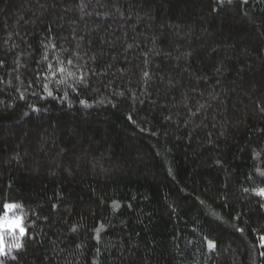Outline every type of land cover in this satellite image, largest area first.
Listing matches in <instances>:
<instances>
[{"label":"trees","instance_id":"trees-1","mask_svg":"<svg viewBox=\"0 0 264 264\" xmlns=\"http://www.w3.org/2000/svg\"><path fill=\"white\" fill-rule=\"evenodd\" d=\"M262 109L264 0H0V264H264Z\"/></svg>","mask_w":264,"mask_h":264},{"label":"snow or ice","instance_id":"snow-or-ice-1","mask_svg":"<svg viewBox=\"0 0 264 264\" xmlns=\"http://www.w3.org/2000/svg\"><path fill=\"white\" fill-rule=\"evenodd\" d=\"M221 2H223V0H221ZM69 63H71V61H69ZM60 71L64 72V68H60ZM52 75L54 76L55 73L53 72ZM59 85L60 84L57 82V86H59ZM45 89L47 90V85H45ZM47 95L49 97H51L53 95L52 91L51 90H47ZM121 95H122V93H121ZM21 98H23V94H21ZM64 99L65 100L67 99V92L64 93ZM81 103L86 105L87 101H81ZM34 110H38V109H34ZM262 111H264V109H262ZM129 119H131V116H129ZM245 191H247V189H245ZM259 194L264 195V188L259 189ZM18 207H20V206L17 205L16 203H13V202L4 203L3 204V212L0 213V219L7 218V217H12L13 215H11V213L13 211H15ZM101 227H103V226H101ZM5 231H7V232H9L11 234H15L18 231L19 232V236L17 237L18 242L15 244L14 248L20 249V248L23 247V245H22V243L20 241L27 234V230L23 226V215L19 216V223L14 228L5 229ZM240 231H243V229H240ZM99 232H100V229H97V232H96V238L97 239H99ZM261 241L264 242V237H261ZM208 244L212 248L215 247V244L212 241H209ZM12 248L10 249L8 246H7V250H6L5 246L3 248H0V256L7 255L9 252H11Z\"/></svg>","mask_w":264,"mask_h":264},{"label":"clouds","instance_id":"clouds-1","mask_svg":"<svg viewBox=\"0 0 264 264\" xmlns=\"http://www.w3.org/2000/svg\"><path fill=\"white\" fill-rule=\"evenodd\" d=\"M65 75H63L57 82L59 84H64L65 82H68L69 77H73L74 73L69 72L64 69ZM23 210H21L22 212ZM21 214L18 213L16 215H13L12 217H7L0 219V248H3L5 244L7 243L6 237H5V229L14 228L19 223V216ZM18 242L17 238H13L11 243H8L7 246L11 249L15 246V244Z\"/></svg>","mask_w":264,"mask_h":264},{"label":"rangeland","instance_id":"rangeland-1","mask_svg":"<svg viewBox=\"0 0 264 264\" xmlns=\"http://www.w3.org/2000/svg\"><path fill=\"white\" fill-rule=\"evenodd\" d=\"M23 226H24V225H23ZM6 234H9V232L6 231V232H5V235H6Z\"/></svg>","mask_w":264,"mask_h":264}]
</instances>
